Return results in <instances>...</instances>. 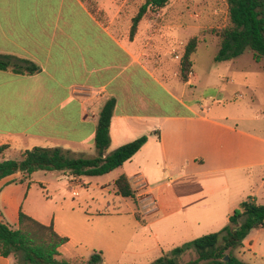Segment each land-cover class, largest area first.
<instances>
[{
    "label": "crops",
    "instance_id": "0c3cea01",
    "mask_svg": "<svg viewBox=\"0 0 264 264\" xmlns=\"http://www.w3.org/2000/svg\"><path fill=\"white\" fill-rule=\"evenodd\" d=\"M97 1L98 6H90L85 0H59V4L58 0H0V54L40 67L39 73L30 76L10 69L0 71V127H9L0 129V147L8 146L6 152L59 147L76 157H95L97 152L87 156L86 151L95 147L100 113L114 99L107 153L143 136L148 140L129 161L112 171L116 176L103 188L116 193L114 183L124 174L138 200L142 190L147 195L144 200L149 201L152 189L148 180L156 178L155 170H182L177 176L178 211L195 217L196 222L226 213L232 189L226 173L246 171L249 175V170L264 167V138L239 124L246 120L243 117H230V125L225 124L219 121L223 117L211 119L213 109L200 101L187 104L177 98L168 89L169 30L157 38L150 28L153 22L145 19L131 38L136 15L127 17L130 13L125 3ZM147 31L151 40L146 46L139 45ZM184 49L172 60L177 62L178 72ZM174 77L179 78L178 73ZM195 78L192 71L186 84H193ZM186 153L192 156L188 164ZM2 155L0 160H4ZM205 174L208 177L202 179ZM67 177L73 195L78 196L76 185L83 177ZM21 179L18 173L0 181V219L13 229L19 228L22 210L18 205L16 211L11 210L4 189L21 184ZM24 214L37 221L27 211ZM53 227L58 235L68 238L59 249V258L67 256L70 261H66L73 263L77 257L68 247L69 237ZM66 247L69 251L65 255ZM248 248L261 254L252 243ZM0 264H16V259L0 253Z\"/></svg>",
    "mask_w": 264,
    "mask_h": 264
},
{
    "label": "rangeland",
    "instance_id": "374dc122",
    "mask_svg": "<svg viewBox=\"0 0 264 264\" xmlns=\"http://www.w3.org/2000/svg\"><path fill=\"white\" fill-rule=\"evenodd\" d=\"M85 1L90 6L99 4L97 0ZM120 1L125 3L129 18L136 15L145 0ZM150 21L153 22L152 34L157 38L165 35L166 29L170 33L167 38L171 50L168 89L187 104L200 101L213 109L209 115L211 119L223 117L219 121L230 125V117L240 120L243 117L246 120L239 124H245L249 133L264 138V61L256 62L249 49L231 61H215L220 40L213 30L230 25L227 0H170ZM122 24L124 30L125 24ZM172 33L174 37H171ZM150 34L149 31L147 36L144 33L139 45L146 46L151 40L148 38ZM195 36L199 39L198 50L193 56L192 71L196 78L193 84L187 85L180 77L177 62L172 63V60L178 58L183 47ZM153 43L155 45V41ZM177 73L179 78L174 77ZM172 108L173 104H170ZM27 145L29 147L30 142ZM20 153L15 149L4 151L1 159L19 160ZM95 154V147L86 151L87 156ZM191 157L186 153L187 164ZM155 171L156 178L148 180L151 199L145 201L147 195L141 190L142 196L137 199V204L118 196L111 188H103L116 176L115 172L101 177H83L76 185L78 196L73 195L68 177L60 172L37 171L30 182L8 186L4 191L9 197L11 210L16 211L18 205L19 210L27 211L44 224H53L69 237L68 247L77 257L73 261L76 264H87L95 254L103 258L98 264H153L175 247L221 231L241 201L252 198L264 205V167L249 170V175L246 171H228L226 175L232 189L228 194L227 212L196 222L195 217L178 211L177 176L182 170ZM206 177L207 174L202 179ZM136 215L145 222H140ZM250 243L261 254L248 248ZM68 247L63 249V254H68ZM233 255L248 264H264V228L254 230L247 247H239ZM195 258L194 251H190L180 256L179 262ZM62 259L70 261L67 256Z\"/></svg>",
    "mask_w": 264,
    "mask_h": 264
},
{
    "label": "trees",
    "instance_id": "16d2710c",
    "mask_svg": "<svg viewBox=\"0 0 264 264\" xmlns=\"http://www.w3.org/2000/svg\"><path fill=\"white\" fill-rule=\"evenodd\" d=\"M170 0H145L132 19L130 37L136 34L143 19L150 20L166 7ZM230 25L215 29L219 38V51L216 62L231 61L249 49L256 62L264 61V0H227ZM199 39L191 38L185 46L180 61V77L187 83L193 69V56L197 52ZM12 70L17 75H35L40 67L35 63L11 55L0 54V71ZM116 101L109 100L103 107L95 134L97 155L92 158L76 157L62 148L34 147L20 153L19 160H0V181L21 173L20 183H25L37 171L60 172L73 178L98 177L111 173L129 161L147 142L143 136L127 143L111 153V120ZM9 147H0V155ZM13 183V182H11ZM117 195L131 199L137 204V192L129 178L121 175L114 183ZM138 220L139 217L137 216ZM264 227V205L257 204L252 198L242 201L229 217L228 225L221 231L210 233L181 246L169 254L158 258L153 264H248L233 255V251L243 246V242L255 229ZM68 238L58 235L53 225H44L30 216L19 213V228L13 229L0 219V253L3 257H14L16 264H73L60 259L59 249ZM194 251L196 258L180 263L179 257ZM170 255V256H168ZM228 256V261L225 257ZM102 261L95 254L87 264Z\"/></svg>",
    "mask_w": 264,
    "mask_h": 264
},
{
    "label": "water",
    "instance_id": "95a60500",
    "mask_svg": "<svg viewBox=\"0 0 264 264\" xmlns=\"http://www.w3.org/2000/svg\"><path fill=\"white\" fill-rule=\"evenodd\" d=\"M225 261H228V256H227V257H225Z\"/></svg>",
    "mask_w": 264,
    "mask_h": 264
},
{
    "label": "built area",
    "instance_id": "2783aa9c",
    "mask_svg": "<svg viewBox=\"0 0 264 264\" xmlns=\"http://www.w3.org/2000/svg\"><path fill=\"white\" fill-rule=\"evenodd\" d=\"M75 195H77V194L75 193Z\"/></svg>",
    "mask_w": 264,
    "mask_h": 264
}]
</instances>
